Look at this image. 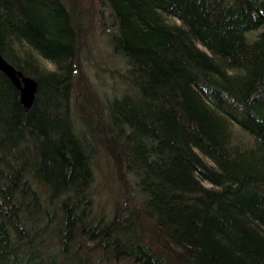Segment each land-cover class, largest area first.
Listing matches in <instances>:
<instances>
[{"label": "trees", "instance_id": "1", "mask_svg": "<svg viewBox=\"0 0 264 264\" xmlns=\"http://www.w3.org/2000/svg\"><path fill=\"white\" fill-rule=\"evenodd\" d=\"M96 1L105 98L82 0H0V53L38 82L28 113L0 72V264H264V0Z\"/></svg>", "mask_w": 264, "mask_h": 264}, {"label": "rangeland", "instance_id": "2", "mask_svg": "<svg viewBox=\"0 0 264 264\" xmlns=\"http://www.w3.org/2000/svg\"><path fill=\"white\" fill-rule=\"evenodd\" d=\"M78 13L85 18L87 32V54L86 58H81L82 69L100 96L105 98V93H109L112 85L111 72H122L124 69L122 61L112 52L111 36L115 30L111 29L109 13L96 0H82ZM110 160L103 153L97 158L94 185L95 211L99 216L105 215L107 218L112 216L115 202L121 194Z\"/></svg>", "mask_w": 264, "mask_h": 264}, {"label": "water", "instance_id": "3", "mask_svg": "<svg viewBox=\"0 0 264 264\" xmlns=\"http://www.w3.org/2000/svg\"><path fill=\"white\" fill-rule=\"evenodd\" d=\"M0 72L6 75L20 92V102L23 109L31 113L36 107L38 82L16 69L0 53Z\"/></svg>", "mask_w": 264, "mask_h": 264}]
</instances>
